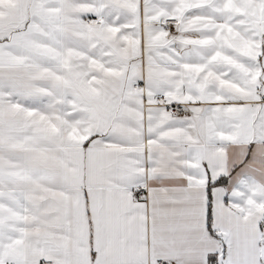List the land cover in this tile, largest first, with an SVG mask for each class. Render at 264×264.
I'll list each match as a JSON object with an SVG mask.
<instances>
[{"label": "snow or ice", "instance_id": "obj_1", "mask_svg": "<svg viewBox=\"0 0 264 264\" xmlns=\"http://www.w3.org/2000/svg\"><path fill=\"white\" fill-rule=\"evenodd\" d=\"M0 264H264V0H0Z\"/></svg>", "mask_w": 264, "mask_h": 264}]
</instances>
